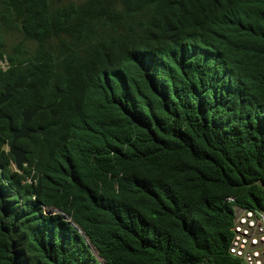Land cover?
I'll return each mask as SVG.
<instances>
[{
	"label": "trees",
	"instance_id": "obj_1",
	"mask_svg": "<svg viewBox=\"0 0 264 264\" xmlns=\"http://www.w3.org/2000/svg\"><path fill=\"white\" fill-rule=\"evenodd\" d=\"M20 1L16 23L0 0V93L25 85L0 109L11 128L46 109L20 169L0 119V264H242L232 206H264V0Z\"/></svg>",
	"mask_w": 264,
	"mask_h": 264
},
{
	"label": "built area",
	"instance_id": "obj_2",
	"mask_svg": "<svg viewBox=\"0 0 264 264\" xmlns=\"http://www.w3.org/2000/svg\"><path fill=\"white\" fill-rule=\"evenodd\" d=\"M6 67V60L0 58V69ZM233 212L229 253L242 264H264V206L249 208L234 204Z\"/></svg>",
	"mask_w": 264,
	"mask_h": 264
},
{
	"label": "water",
	"instance_id": "obj_3",
	"mask_svg": "<svg viewBox=\"0 0 264 264\" xmlns=\"http://www.w3.org/2000/svg\"><path fill=\"white\" fill-rule=\"evenodd\" d=\"M7 2L8 7L11 9L13 20L16 23H20L26 13L25 3L20 0H4ZM25 83L21 84H14L11 87L6 84L3 89V93L0 94V104L6 102L10 97V92L15 88H22L24 87ZM46 109L41 105H34L30 108H25L21 111L22 122L18 128H11V118L6 115L3 110H0V119L7 120V126L12 134V138L8 147L10 154L13 156L15 161V166L17 169H20L23 164L27 163L28 159L26 157L25 151L22 150L20 147L15 145V141L19 138H28L32 133H42L41 128L30 129L28 127V123L30 122L31 118L40 110ZM64 217H68L64 215Z\"/></svg>",
	"mask_w": 264,
	"mask_h": 264
},
{
	"label": "flooded vegetation",
	"instance_id": "obj_4",
	"mask_svg": "<svg viewBox=\"0 0 264 264\" xmlns=\"http://www.w3.org/2000/svg\"><path fill=\"white\" fill-rule=\"evenodd\" d=\"M6 69V68H5ZM8 84V83H7ZM6 85V84H5ZM9 85V84H8ZM10 86V85H9ZM11 87V86H10ZM4 89V88H3ZM13 91V90H12ZM3 93V92H2ZM1 94V93H0ZM5 103V102H4ZM3 104V103H2ZM2 104H0V106L2 105ZM0 110H2V109H0ZM4 112V111H3ZM15 129V128H14Z\"/></svg>",
	"mask_w": 264,
	"mask_h": 264
},
{
	"label": "rangeland",
	"instance_id": "obj_5",
	"mask_svg": "<svg viewBox=\"0 0 264 264\" xmlns=\"http://www.w3.org/2000/svg\"><path fill=\"white\" fill-rule=\"evenodd\" d=\"M11 39H13V38L10 37V38L7 39V41H9V43H10V40H11Z\"/></svg>",
	"mask_w": 264,
	"mask_h": 264
},
{
	"label": "clouds",
	"instance_id": "obj_6",
	"mask_svg": "<svg viewBox=\"0 0 264 264\" xmlns=\"http://www.w3.org/2000/svg\"><path fill=\"white\" fill-rule=\"evenodd\" d=\"M233 200H234V199H233ZM233 200H232V201H233ZM233 205H234V204H233ZM237 205H238V204H237ZM232 208H233V206H232ZM261 208H262V207H261ZM233 213H234V212H233ZM232 220H233V219H232Z\"/></svg>",
	"mask_w": 264,
	"mask_h": 264
}]
</instances>
